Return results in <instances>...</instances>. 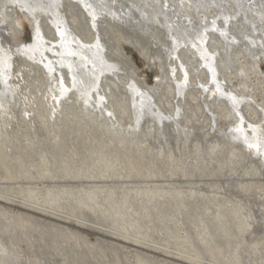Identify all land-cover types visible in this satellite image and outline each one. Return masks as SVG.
Returning a JSON list of instances; mask_svg holds the SVG:
<instances>
[{
	"label": "rangeland",
	"instance_id": "rangeland-1",
	"mask_svg": "<svg viewBox=\"0 0 264 264\" xmlns=\"http://www.w3.org/2000/svg\"><path fill=\"white\" fill-rule=\"evenodd\" d=\"M175 1L207 4L210 16L216 8L234 15L238 4ZM3 4L8 31L0 26V70L9 69L16 94L3 113L13 148L0 141V264H264V156L255 150L264 148V56L258 63L254 56L264 41L262 47L244 41L242 16L226 25L237 38L233 47L215 42L221 90L212 93L215 82L201 57L186 52V64L180 49L170 65L163 32L154 37L107 15L95 28L82 4L61 1V20L85 43L100 38L106 65L118 66L93 91L90 106L73 91L59 96L64 82L57 86L30 56L4 50L29 44L34 24L52 42L51 13ZM205 9L194 10L195 24ZM184 69L190 78L179 95ZM136 87L149 89L152 109L163 116L142 119L138 133L132 132ZM240 110L252 127L238 135L230 125Z\"/></svg>",
	"mask_w": 264,
	"mask_h": 264
},
{
	"label": "bare ground",
	"instance_id": "bare-ground-1",
	"mask_svg": "<svg viewBox=\"0 0 264 264\" xmlns=\"http://www.w3.org/2000/svg\"><path fill=\"white\" fill-rule=\"evenodd\" d=\"M1 1L8 5L10 3H12L13 5L16 3H20L28 12L30 13L33 12L35 16L37 15V13L43 12V10L51 13V16L48 17V20H47L49 22L47 23L49 25L48 28L52 29L54 37H55V39L52 42H47L43 29L40 26L37 27L34 24L33 38L29 44L19 43L15 47L11 45H6L4 46V50L8 52L6 48L9 47L10 48L9 53H11L13 57L16 56L17 53H22L24 56H26V58L27 56H30L31 60H33V63L37 65L39 64V67L43 66L46 70H49L50 75H54V78L57 84L59 83V80L64 82V87L62 88V91L60 92L59 96H62V97L67 96L70 91H73L75 95H77V97L80 98L84 104H90L91 106V98L95 101V96H93V93H94L93 91L97 90L99 85H101L106 73L112 74L113 71L118 67L113 62H111L109 65H106L107 60L104 59L106 45L100 40V38H97V39L95 38L94 41H92L91 43H88V42L85 43V41L82 40V37L80 35H77L76 33H74V31L71 29L69 23L66 22V20L62 21L63 19H65V13H64L65 11L60 9L61 1L63 0H1ZM72 1H75V2H72ZM174 1L175 0H123V1L122 0H113V1L111 0H70L71 4H73L74 6L78 4H82L83 7L87 9L86 13L90 14L89 19L91 20V24H93L95 28H97L98 24L101 22L100 21L101 16L107 15V18L108 17H110L111 19L118 18L120 21L122 20L123 23H125L126 25L128 24L127 26H129V24L131 27H135L136 25H139L142 28H144L143 31L154 35V37L155 35L157 37V35L160 32H163L162 34H165L164 37H166V39L164 40L168 41V43L166 42L165 44H163V42L165 41L161 43L163 44L164 49L165 47H167L168 49L166 51L163 49L162 50H163V53L165 52L167 57L172 60L170 65L172 66L174 65V63H176V62H173V59L180 57L181 52L183 53V54L181 53L183 55L181 57H184V54L186 52L187 53L190 52L191 58L193 55H196V57L197 56L201 57L202 60L198 61L200 62L199 63L200 67L202 66V64H203V67H207L204 69V71L206 69L209 70V75L211 76L210 80L212 82H215L216 80L215 78L216 71H217L216 69H218L216 68L217 64L215 65V60H216L215 55L218 51L217 46H215L216 40H218L217 42L219 41L222 43L225 42L228 45L231 44L229 45L230 48L233 47L234 46L233 43L237 41L236 40L237 38L235 35H233V33L231 37H229L228 36L229 34H227L228 29L226 25L230 19L236 18L239 15L242 16V19L244 21H241V22L242 23L244 22L243 26L245 25L246 27L245 29L246 31L245 30H244L245 32L243 31L244 34L246 35L244 36L245 37L244 41L246 39L247 42H252V44L254 42L255 44L254 46H258V44L261 45V47L263 46L261 44L264 41L262 32H260V30L258 29L257 24L258 23L261 24L262 29L261 28L260 29L264 33V0H259V1L258 0H236L238 2L237 6L230 5L231 8L234 9L233 11H235L234 15L233 14L231 15L230 13L229 15L228 12L226 11L227 9L224 10V8L223 9L216 8V10L218 11H215V8H213L214 11L216 12V15H215V12H213L214 15L212 16L209 15V11L208 13H206V10L208 9L207 8L208 6H206L207 4L197 5L198 2H196V5H195L191 2V5L193 4V7L189 6L190 5L189 4L188 7L190 8H188L187 6L181 7L179 5L181 2H178L179 4L178 3L176 4V1L175 3ZM188 1L189 0H187V2ZM218 1L216 0L213 3L218 6H221L222 4L219 5V3H222V2H218ZM257 1L259 2V4L258 3L256 4ZM182 2L184 3V1ZM3 3H2L3 10L1 13V18H0V26L2 25L1 28L5 29L6 22H5L4 12L6 11L7 6H5ZM134 8H136L135 10L140 12L138 16H134L132 14L131 10ZM203 9H205L204 16L199 17V21H198L199 23L195 24L196 20L194 21L195 19L194 13L198 12L200 14L201 12H203L202 11ZM126 11L128 12L126 13ZM85 16H88V15L85 14ZM35 19L38 20V17ZM74 21H77V20L75 19ZM220 21L221 22L224 21V23H222L223 26L219 25ZM135 22L137 24H135ZM250 26L254 28L252 29ZM69 28H70V31L68 30ZM95 32H97L96 29H95ZM214 39L215 41H213ZM155 41L157 40L155 39ZM88 44H92L93 47L92 46L89 47ZM229 46L227 47L229 48ZM227 47H224V49ZM262 48H263L262 51L260 50L258 53H254L255 60H256L255 63H258L257 60L259 59L260 54L264 56V47ZM137 49L143 55H145L144 53L145 51L142 48H137ZM180 49H182L181 52H179ZM116 50L120 54V56L126 57V58L122 57L123 59L125 58L127 61L129 60L122 47L117 46ZM48 51L52 52V54H55L57 56H51V57L47 56V54L45 53H47ZM184 59L185 57L183 58V60ZM186 60L187 59H185V61ZM10 64L11 62L7 65V67H9ZM186 64H187V61H186ZM184 67H185L184 64L181 63V68H184ZM65 69H67V74L70 76L69 77L70 84L68 86L65 85L66 77L63 72L65 71ZM188 77L190 78L189 72L186 69H184V75L182 76L181 80L178 83L179 95H182L183 92L186 90V83H187ZM10 78H11V74H10L9 69L7 70V69L2 68L0 70V141H2L1 144H3L6 147V149L9 148L10 146H11L10 149L13 148L11 145L12 144L11 138L9 136L8 130L6 129L7 120H5L3 116L4 111L6 109H9L10 102H12V99L14 98L16 94L15 87L11 84ZM199 84L201 85V82H199ZM59 85L60 84H58L57 86ZM206 86H208V84H205L204 88ZM219 86L215 82V85H212L211 87L212 93L215 92L216 88L221 90ZM131 87L134 88L135 86L132 85ZM217 92H219V90ZM131 95L133 96L132 106L134 107V114H135L134 116L135 121H134V127H133L134 133H137V131H139L141 123L147 116L154 117L155 119H158L160 121L162 120L163 116H161V114L159 115V113H157L156 110H153L151 107L154 104L153 102L154 100L151 97L149 89L147 88L143 89V88L136 87ZM101 99L102 97L99 99V102H101ZM233 101L235 102L236 99H233ZM234 102H233V106L236 107L238 111V107L240 106V103L236 102V104H234ZM238 114L240 116V119L237 118L238 119L237 122L230 125V130H235L237 131L238 135H240V133H245L252 126L250 125L249 122L246 121L245 116L241 113V110L240 112H238ZM25 148L27 147L25 146ZM1 149H4V148H1ZM255 150L257 151L259 150V153H263V156H264V148L258 149V146H255ZM23 155H24L23 157H25V154ZM5 156H6V153H5ZM21 158L18 157L17 159L22 163L24 162V160L22 161L23 158L22 159ZM10 160L11 159H9V161Z\"/></svg>",
	"mask_w": 264,
	"mask_h": 264
},
{
	"label": "water",
	"instance_id": "water-1",
	"mask_svg": "<svg viewBox=\"0 0 264 264\" xmlns=\"http://www.w3.org/2000/svg\"><path fill=\"white\" fill-rule=\"evenodd\" d=\"M136 8H134V9H132L131 11H132V14L134 15V16H138L139 14H140V12H138L137 10H135ZM128 11H126V13H127ZM141 16V15H140ZM132 132H134V130L132 129ZM137 133H138V131H137ZM226 134H231L229 131H228V133H226ZM230 137H231V135H230ZM231 139L234 141L235 139H233V137H231ZM237 141V140H236Z\"/></svg>",
	"mask_w": 264,
	"mask_h": 264
}]
</instances>
